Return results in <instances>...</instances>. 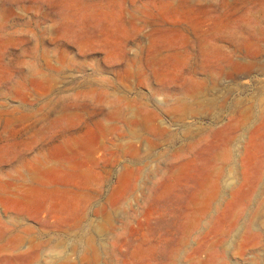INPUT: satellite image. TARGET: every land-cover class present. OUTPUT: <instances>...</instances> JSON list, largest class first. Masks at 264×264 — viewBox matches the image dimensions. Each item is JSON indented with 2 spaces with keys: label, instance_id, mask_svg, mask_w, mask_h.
<instances>
[{
  "label": "rangeland",
  "instance_id": "rangeland-1",
  "mask_svg": "<svg viewBox=\"0 0 264 264\" xmlns=\"http://www.w3.org/2000/svg\"><path fill=\"white\" fill-rule=\"evenodd\" d=\"M0 264H264V0H0Z\"/></svg>",
  "mask_w": 264,
  "mask_h": 264
}]
</instances>
